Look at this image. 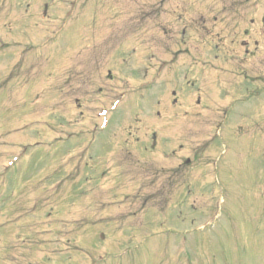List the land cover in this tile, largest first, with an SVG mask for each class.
<instances>
[{"label":"rangeland","instance_id":"374dc122","mask_svg":"<svg viewBox=\"0 0 264 264\" xmlns=\"http://www.w3.org/2000/svg\"><path fill=\"white\" fill-rule=\"evenodd\" d=\"M44 1L52 20L70 21L67 0H0V264H87L104 247L105 264H185L177 240L188 232L192 264H264V52L245 58L239 42L253 38L244 21L259 0H234L238 18L217 12L218 0H81L50 44L44 33L58 20L40 24L41 33L32 25ZM189 46L190 57L177 54L157 84L89 130L92 107L116 97L121 56L131 51L128 62L140 66L148 51L156 62ZM217 106L223 148L212 178L216 144L197 146ZM187 157L190 165L176 169ZM102 170L108 175L97 179ZM87 187L95 189L77 198ZM217 213L213 226L200 227ZM99 231L108 240L96 251ZM127 241L141 245L117 256Z\"/></svg>","mask_w":264,"mask_h":264},{"label":"bare ground","instance_id":"6f19581e","mask_svg":"<svg viewBox=\"0 0 264 264\" xmlns=\"http://www.w3.org/2000/svg\"><path fill=\"white\" fill-rule=\"evenodd\" d=\"M73 18H74V14H73V17H71L70 21H71ZM70 21H68L67 23H69ZM64 30H66V29H64ZM64 30H63V31H64ZM63 31H62V32H63ZM58 35H60V34H58ZM58 35H57L55 38H57ZM21 159H22V158H21ZM21 159H20V160H21ZM20 160H19V161H20ZM19 161H18V162H19Z\"/></svg>","mask_w":264,"mask_h":264}]
</instances>
